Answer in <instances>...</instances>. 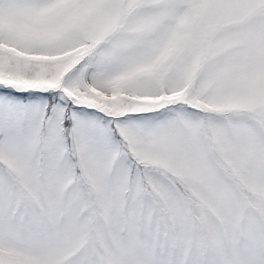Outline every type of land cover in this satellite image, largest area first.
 Returning <instances> with one entry per match:
<instances>
[{"label": "snow or ice", "instance_id": "1", "mask_svg": "<svg viewBox=\"0 0 264 264\" xmlns=\"http://www.w3.org/2000/svg\"><path fill=\"white\" fill-rule=\"evenodd\" d=\"M0 264H264V0H0Z\"/></svg>", "mask_w": 264, "mask_h": 264}]
</instances>
